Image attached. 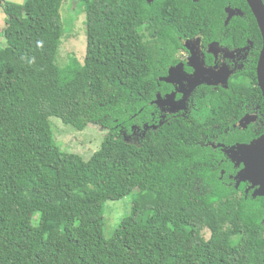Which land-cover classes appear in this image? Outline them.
Masks as SVG:
<instances>
[{
    "label": "trees",
    "instance_id": "16d2710c",
    "mask_svg": "<svg viewBox=\"0 0 264 264\" xmlns=\"http://www.w3.org/2000/svg\"><path fill=\"white\" fill-rule=\"evenodd\" d=\"M62 3L3 10L0 264H264L262 210L208 178L194 126L170 119L137 145L120 135L147 123L165 63L196 35L194 2L78 0L85 57L61 68ZM51 117L106 131L99 150L61 153ZM130 195L105 239L104 203Z\"/></svg>",
    "mask_w": 264,
    "mask_h": 264
},
{
    "label": "flooded vegetation",
    "instance_id": "af4514ba",
    "mask_svg": "<svg viewBox=\"0 0 264 264\" xmlns=\"http://www.w3.org/2000/svg\"><path fill=\"white\" fill-rule=\"evenodd\" d=\"M156 1L162 0H144ZM182 1L194 2L199 12L197 33L180 40L165 63L147 123L120 135L137 145L170 119L194 126L195 145L203 151L198 165L237 199L256 203L264 227V94L258 81L263 39L256 17L248 0ZM259 2L264 9V0ZM205 10L209 19L201 16Z\"/></svg>",
    "mask_w": 264,
    "mask_h": 264
},
{
    "label": "rangeland",
    "instance_id": "374dc122",
    "mask_svg": "<svg viewBox=\"0 0 264 264\" xmlns=\"http://www.w3.org/2000/svg\"><path fill=\"white\" fill-rule=\"evenodd\" d=\"M24 4L26 0H0V48L4 47L3 31L6 16L3 12L7 3ZM60 19L63 27V35L56 55V64L64 67L69 58H75L82 63L85 57L86 36L85 17L82 9L79 10L78 0H63L60 10ZM49 124L55 146L61 153L80 156L88 161L97 152L103 142L106 131L95 125H88L82 131H76L68 125H64L57 118H49ZM127 142L134 140L125 138ZM133 196H127L119 201H107L103 207V237L110 239L122 220L131 212Z\"/></svg>",
    "mask_w": 264,
    "mask_h": 264
},
{
    "label": "water",
    "instance_id": "95a60500",
    "mask_svg": "<svg viewBox=\"0 0 264 264\" xmlns=\"http://www.w3.org/2000/svg\"><path fill=\"white\" fill-rule=\"evenodd\" d=\"M248 1L252 6V11L256 17L258 29L263 39V48L261 51L260 60L258 64V81L264 94V9L260 4L259 0H248ZM162 81L168 82V78L162 79Z\"/></svg>",
    "mask_w": 264,
    "mask_h": 264
}]
</instances>
